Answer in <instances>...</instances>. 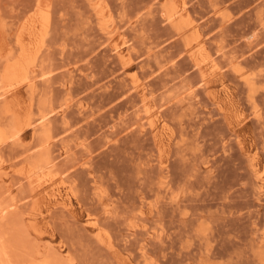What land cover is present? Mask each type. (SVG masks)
<instances>
[{
  "label": "rangeland",
  "instance_id": "374dc122",
  "mask_svg": "<svg viewBox=\"0 0 264 264\" xmlns=\"http://www.w3.org/2000/svg\"><path fill=\"white\" fill-rule=\"evenodd\" d=\"M1 132L6 264H264V0H0Z\"/></svg>",
  "mask_w": 264,
  "mask_h": 264
},
{
  "label": "bare ground",
  "instance_id": "6f19581e",
  "mask_svg": "<svg viewBox=\"0 0 264 264\" xmlns=\"http://www.w3.org/2000/svg\"><path fill=\"white\" fill-rule=\"evenodd\" d=\"M169 21H173L172 20V17L171 18H169ZM199 44V43H198ZM200 47V46H199ZM30 88L32 89V90H34V89H36V86H35V84H34V82L32 81L31 83H30ZM48 115L49 114H47V115H42L41 117H40V119L38 120V122H40V124H42V126H45V125H47V123H48V120H49V117H48ZM5 127V126H4ZM4 132V131H3ZM3 132H1L0 133V136L2 137V136H4L3 135ZM0 137V138H1ZM1 158V157H0ZM51 165V164H50ZM9 209V208H8ZM2 210V209H1ZM5 211V209L4 210H2L1 211V213H3ZM6 214V213H5ZM1 216V215H0ZM1 222V221H0ZM5 257V252H4V249H2V248H0V264H6L5 262H4V260H3V258ZM44 264H48L47 262L46 263H44Z\"/></svg>",
  "mask_w": 264,
  "mask_h": 264
}]
</instances>
